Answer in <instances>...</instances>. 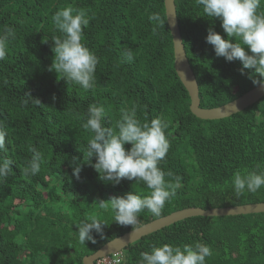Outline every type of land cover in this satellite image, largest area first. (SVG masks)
Wrapping results in <instances>:
<instances>
[{"label":"trees","instance_id":"trees-1","mask_svg":"<svg viewBox=\"0 0 264 264\" xmlns=\"http://www.w3.org/2000/svg\"><path fill=\"white\" fill-rule=\"evenodd\" d=\"M175 4L200 105L219 106L253 88L249 75L254 70L244 69L242 75L239 60L217 57L206 42L210 27L227 38L220 21L205 16L196 0ZM69 6L88 13L81 42L98 58L90 90L49 70L54 59L51 39L60 35L52 17ZM153 12L165 21L155 32L148 19ZM9 27L15 35L0 60V127L7 133L0 161H11L10 173L0 178V264H83L85 255L132 229L116 224L111 209H101L97 201L130 191L146 196L150 190L134 180L122 179L115 186L103 182L85 163L92 134L82 125L92 104L104 107L105 126L113 129L122 109L135 108L140 123L156 117L166 123L170 146L159 166L172 173L166 181L175 183L179 177L181 186L161 216L190 206L264 201V187L237 197L232 185L238 169L264 171V96L226 118L195 116L175 70L164 0H0V34ZM128 49L132 62L122 55ZM34 150L43 158L40 171L25 174ZM73 158L82 167L79 179L70 166ZM90 216L106 224L103 238L93 232L97 242L82 245L77 228ZM155 218L142 211L139 226ZM197 242L212 250L205 264H264V212L185 218L128 245L120 264H139L140 253L153 246Z\"/></svg>","mask_w":264,"mask_h":264},{"label":"clouds","instance_id":"clouds-1","mask_svg":"<svg viewBox=\"0 0 264 264\" xmlns=\"http://www.w3.org/2000/svg\"><path fill=\"white\" fill-rule=\"evenodd\" d=\"M196 3L202 6L205 16L220 21L227 36L224 38L213 28L208 29L205 39L212 45L215 55L228 62L239 60L243 66L240 70L242 75L245 74L244 69L254 70L249 79L254 86L264 91V11L260 10L262 0H196ZM148 19L154 25V32L165 24L160 13H150ZM52 20L60 35L51 39L54 42V59L49 70L55 71L68 83L79 85L84 90L92 89L98 58L81 42L83 29L90 22L88 13L69 6L55 12ZM14 35L11 27L0 34V60L5 58L7 41L10 37L14 38ZM122 55L128 62L134 59L131 49ZM26 95L36 104H41L30 93ZM23 103L27 104L28 100ZM104 119L105 109L102 105L89 106L82 125L92 134L86 146L85 163L97 171L103 182L115 186L122 179L134 180L135 183L143 182L150 190V194L146 196L130 191L123 196H114L109 201H97L101 209H111L116 224L131 226L134 233L139 230V214L147 210L154 217H160L165 204L175 197L176 189L181 186L179 177H176L175 183L166 181V175L171 176L172 173H165L159 166L170 146L165 134L167 125L159 117L140 123L136 118L135 108L121 110L115 129L106 127ZM6 135V131L0 127V151H6ZM126 144L131 147L126 149ZM93 157L95 163L92 162ZM42 159L41 154L34 150L24 169L25 174H37ZM70 166L73 168V175L79 179L81 164L73 158ZM10 171L11 161H0V178H5ZM232 185L237 197L245 191L256 193L264 187V171L238 169L233 174ZM105 225L96 216L81 221L77 228L80 244H86V241L95 244L97 241L93 232L103 238ZM211 254V248L200 242L183 246L163 244L141 252L139 264H205L206 257Z\"/></svg>","mask_w":264,"mask_h":264},{"label":"water","instance_id":"water-1","mask_svg":"<svg viewBox=\"0 0 264 264\" xmlns=\"http://www.w3.org/2000/svg\"><path fill=\"white\" fill-rule=\"evenodd\" d=\"M165 13L173 39L175 70L190 96V110L201 119H222L242 111L253 105L264 96V91L254 86L235 99L215 107H202L200 105L199 84L189 62L183 43L181 29L179 26L175 0H164ZM264 212V201L245 203L233 206L203 208L199 206L185 207L173 211L167 215L155 218L139 226V230L129 231L107 241L95 252L83 257V264H96V261L104 256L125 249L128 245L141 239L150 233L160 230L175 222L194 216H228Z\"/></svg>","mask_w":264,"mask_h":264},{"label":"built area","instance_id":"built-area-1","mask_svg":"<svg viewBox=\"0 0 264 264\" xmlns=\"http://www.w3.org/2000/svg\"><path fill=\"white\" fill-rule=\"evenodd\" d=\"M123 259V251H119L107 256L101 257L96 261V264H120Z\"/></svg>","mask_w":264,"mask_h":264},{"label":"rangeland","instance_id":"rangeland-1","mask_svg":"<svg viewBox=\"0 0 264 264\" xmlns=\"http://www.w3.org/2000/svg\"><path fill=\"white\" fill-rule=\"evenodd\" d=\"M45 195H46V193H45Z\"/></svg>","mask_w":264,"mask_h":264}]
</instances>
